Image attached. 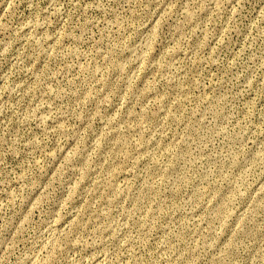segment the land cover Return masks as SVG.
<instances>
[{"label": "rangeland", "instance_id": "374dc122", "mask_svg": "<svg viewBox=\"0 0 264 264\" xmlns=\"http://www.w3.org/2000/svg\"><path fill=\"white\" fill-rule=\"evenodd\" d=\"M0 264H264V0H0Z\"/></svg>", "mask_w": 264, "mask_h": 264}]
</instances>
